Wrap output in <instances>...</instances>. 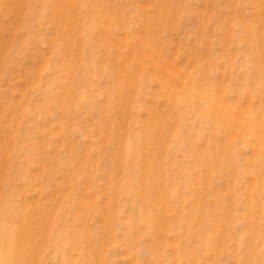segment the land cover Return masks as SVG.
I'll list each match as a JSON object with an SVG mask.
<instances>
[{
  "label": "rangeland",
  "instance_id": "1",
  "mask_svg": "<svg viewBox=\"0 0 264 264\" xmlns=\"http://www.w3.org/2000/svg\"><path fill=\"white\" fill-rule=\"evenodd\" d=\"M0 264H264V0H0Z\"/></svg>",
  "mask_w": 264,
  "mask_h": 264
}]
</instances>
